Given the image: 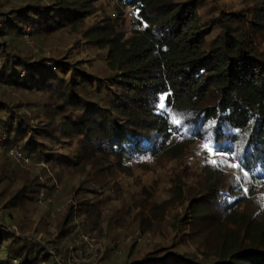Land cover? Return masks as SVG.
Returning <instances> with one entry per match:
<instances>
[{
    "label": "trees",
    "instance_id": "16d2710c",
    "mask_svg": "<svg viewBox=\"0 0 264 264\" xmlns=\"http://www.w3.org/2000/svg\"><path fill=\"white\" fill-rule=\"evenodd\" d=\"M95 1L20 0L3 11L0 0V148H19L31 166L90 169L94 181L75 189L58 220L46 211L49 224L31 232L41 190L45 202L59 191L0 157V264H69L86 250L84 237L115 242L135 218L107 219L106 202L122 190L114 167L127 174L149 159L181 161L191 145L208 142L217 163L205 161L201 184L173 180L177 200L164 207L190 205L174 216L169 244H146L109 264H264V0H242L238 12L208 10L206 19L203 0H117L144 29L127 37L105 21L85 32L108 50L113 75L103 80L79 62L48 66L51 59L33 54L30 40L40 46L78 32ZM155 221L139 225L155 231ZM40 234L50 239L37 243Z\"/></svg>",
    "mask_w": 264,
    "mask_h": 264
},
{
    "label": "rangeland",
    "instance_id": "374dc122",
    "mask_svg": "<svg viewBox=\"0 0 264 264\" xmlns=\"http://www.w3.org/2000/svg\"><path fill=\"white\" fill-rule=\"evenodd\" d=\"M19 1L20 0H11L10 5H8L7 0H1L3 11H8L12 5H18L20 3ZM42 1L49 3L55 2L56 0ZM202 3L201 13L205 19L208 17L206 16L207 13L204 12H208V10L213 12V10L218 11L219 9L226 13L244 10L241 5L242 0H203ZM93 6L94 11L90 13L83 25L80 26L78 32H69L68 30L62 31L55 35V38H50L43 42L45 45L40 44V46L30 40L33 54H37L48 60L51 59L47 62L48 66L53 65L52 63L54 61L57 63L62 60L64 62H79L87 73L91 74L92 78L96 77L103 80L113 75V72L108 67V50H101L97 44L90 43V41L84 37L85 32L87 30H92L99 24L106 25L105 21H108L107 23L112 25L116 33L119 35L124 34L127 37L132 36L135 31H142L144 28L139 24L140 19L137 17L138 13L124 6L117 0H96ZM27 31H30V29ZM24 39H29L28 33L25 35ZM31 109H27L26 112L31 114ZM3 149L0 148V157H4L2 160L3 164L12 166L15 162L14 164L17 163L20 166L19 171L22 170L34 177L36 175L40 180H43L44 184L50 182L49 186H55V188L57 187L56 190L59 191L58 194H55L56 196L53 195L50 201L45 202L47 190H41L39 197L40 207L38 206L36 209H33L34 212L31 213V218L34 222L32 226L33 229L30 228L31 232L37 225L49 224L48 220H46V211H51L52 216L58 220L57 215H63L64 206L67 200L73 197L75 189L84 181L88 180L91 185L92 182H94L93 171L90 169L80 174L62 173L58 163L46 165L43 161L38 160L36 162L40 163H36L37 165L28 166L22 161L17 160L10 153L4 152L5 150ZM212 159L213 153H209L203 148L202 143H196L189 147V150L186 152V157L181 161H168L167 159L154 161L153 159H149L147 163L142 166L132 165L127 174L120 171L119 167H114L122 190H120L119 193L112 192L111 198L106 202L105 212L107 219L108 221H115L119 217L131 214L132 218H135V223L125 232L126 234L114 239L116 240L115 242H113L112 238H102L99 236L92 238L87 236L90 240L95 241L94 243L96 246L99 244L102 245L101 247H97L100 253L99 257L94 256L93 250L96 251V248H92V251H88L78 258L73 255V259L68 261V263L109 264L112 263L113 260L122 259L131 249H134L133 252L136 253L142 250L146 244L151 247L159 246V244L162 243L169 244L171 241L170 238L174 233L172 231L174 216L178 213L184 216L185 208L190 205L189 202H187L185 206H183L182 202H178L174 208L171 206L168 208L164 207L168 200H177L174 195L172 197L171 193L173 180L186 178V182H191L192 184L196 183L195 186L200 185L201 167L205 161L210 162ZM184 172L187 174L184 175ZM59 175H63L61 176L62 178H60L61 180L59 179ZM3 187L4 186H2V189ZM97 191L99 198L105 200L107 196L101 193V190ZM118 197H120V199ZM116 199H119V201H116ZM49 202H53L55 206H49ZM3 204L4 202L2 205ZM133 205L135 209L131 208ZM139 205L140 207L137 208ZM154 215H157L159 220H157ZM40 219L41 222L39 221ZM56 220L50 221L54 223ZM141 220H156V230L144 232L139 225ZM53 231L54 229L51 227L50 232L53 233ZM46 239L48 240L50 238H46L43 234H40L34 240L37 243L44 244V242L47 241ZM109 248L111 251L106 254ZM105 256L106 258L103 261L99 260L101 257L103 259Z\"/></svg>",
    "mask_w": 264,
    "mask_h": 264
},
{
    "label": "built area",
    "instance_id": "2783aa9c",
    "mask_svg": "<svg viewBox=\"0 0 264 264\" xmlns=\"http://www.w3.org/2000/svg\"><path fill=\"white\" fill-rule=\"evenodd\" d=\"M9 153L12 156H14L17 160L22 161L25 165H28L29 166L31 164L30 159L27 156H25L21 152V150L19 148L13 147V148H11L9 150ZM83 241H84V243L86 244L87 247H86V250H81L79 252V257L82 256V255H84V254H86V251L87 252L88 251H92V248H96V251L93 250V252H94V256L95 257H98L100 253L98 252L99 249H97V247L98 246L101 247L102 245L99 244L98 246H96V244L94 243L95 241L94 240H90L87 237H84L83 238Z\"/></svg>",
    "mask_w": 264,
    "mask_h": 264
},
{
    "label": "snow or ice",
    "instance_id": "6c2138e0",
    "mask_svg": "<svg viewBox=\"0 0 264 264\" xmlns=\"http://www.w3.org/2000/svg\"><path fill=\"white\" fill-rule=\"evenodd\" d=\"M159 107L162 111L167 110V106L164 103V97L160 98ZM173 122L176 125H179L181 123V121L176 119L175 117H173ZM203 148H205L209 153H213L215 151V149L211 146L210 142L203 144ZM210 162L214 165L217 163L215 159L210 160ZM232 167H238V165H232ZM223 195L227 196V193H224Z\"/></svg>",
    "mask_w": 264,
    "mask_h": 264
}]
</instances>
